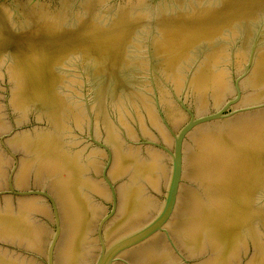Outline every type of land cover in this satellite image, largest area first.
Segmentation results:
<instances>
[{
  "label": "water",
  "instance_id": "95a60500",
  "mask_svg": "<svg viewBox=\"0 0 264 264\" xmlns=\"http://www.w3.org/2000/svg\"><path fill=\"white\" fill-rule=\"evenodd\" d=\"M0 264H264V0H0Z\"/></svg>",
  "mask_w": 264,
  "mask_h": 264
}]
</instances>
